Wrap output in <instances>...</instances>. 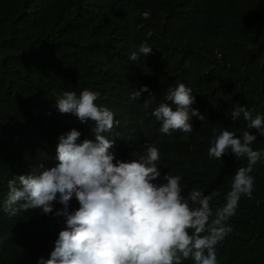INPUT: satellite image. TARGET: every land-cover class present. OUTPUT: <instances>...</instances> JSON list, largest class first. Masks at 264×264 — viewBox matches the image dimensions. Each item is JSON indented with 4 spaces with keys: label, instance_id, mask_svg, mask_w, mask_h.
<instances>
[{
    "label": "clouds",
    "instance_id": "9594fccd",
    "mask_svg": "<svg viewBox=\"0 0 264 264\" xmlns=\"http://www.w3.org/2000/svg\"><path fill=\"white\" fill-rule=\"evenodd\" d=\"M159 50L144 42L129 59ZM72 75L73 85L56 89L32 68L17 74L40 97L25 104L21 125L33 134L27 175L7 181L2 210L14 217L40 209L63 217L65 224L49 258L40 257L37 264H217L216 246L232 232L229 219L241 197L252 199L256 192L251 173L264 170L261 112L241 105L231 116L210 113L211 94L198 97L191 86L172 82L164 101L150 112L155 124L122 121L114 135L120 124L115 107L102 102L97 86L80 85ZM143 92L149 99L141 104L148 108L153 101L147 85L130 99L139 100ZM230 119H239L238 129L216 128L206 141L196 136L200 128ZM136 122L140 125L127 129ZM194 166L218 174L219 183L232 176L225 203L215 211L212 204L222 200L214 198L217 188L188 185L179 173ZM55 202L62 207L53 212ZM70 205L78 208L69 211Z\"/></svg>",
    "mask_w": 264,
    "mask_h": 264
},
{
    "label": "trees",
    "instance_id": "16d2710c",
    "mask_svg": "<svg viewBox=\"0 0 264 264\" xmlns=\"http://www.w3.org/2000/svg\"><path fill=\"white\" fill-rule=\"evenodd\" d=\"M144 42L154 50L162 48L130 60ZM263 42L264 0H0V264L47 260L65 227L63 217L40 209L14 217L2 210L7 181L27 175L33 134L21 125L27 118L25 104L40 97L37 88L17 74L32 68L62 89L73 85L74 71L80 85L97 86L102 102L115 107L120 124L114 135L122 121L155 124L150 112L173 83L191 86L198 97L211 94L210 113L231 116L243 105L264 116ZM142 85L153 101L148 108L141 104V99H149L144 92L139 100L130 99ZM238 120L200 128L196 136L206 141L214 138L216 128L238 129ZM179 173L188 185L217 188L214 198L222 200L214 201V211L224 205L232 176L219 183L218 174L196 166ZM251 175L256 192L252 199L242 196L229 219L232 232L216 246L217 264H264V170ZM61 207L55 202L53 212ZM77 208L70 205L69 211Z\"/></svg>",
    "mask_w": 264,
    "mask_h": 264
}]
</instances>
